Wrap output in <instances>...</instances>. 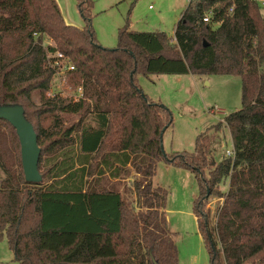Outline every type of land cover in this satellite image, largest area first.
Segmentation results:
<instances>
[{"label": "trees", "instance_id": "trees-1", "mask_svg": "<svg viewBox=\"0 0 264 264\" xmlns=\"http://www.w3.org/2000/svg\"><path fill=\"white\" fill-rule=\"evenodd\" d=\"M78 2L83 28L66 23L57 0H0V107L24 109L43 177L26 182L16 130L0 120V165L8 174L0 240L7 237L21 264H179L168 192L154 184L164 160L198 180L194 213L211 264H264V16L257 0H190L172 39L126 26L116 49L98 42L91 0ZM56 54L75 68L67 79L83 89L78 101L49 97ZM139 75L239 77L242 109L210 129L229 130L235 156L216 161L209 132L197 137L195 152L166 154L173 115L143 92ZM60 115L79 119L69 124ZM132 173L124 193L103 183ZM211 197L221 200L212 228Z\"/></svg>", "mask_w": 264, "mask_h": 264}, {"label": "rangeland", "instance_id": "rangeland-1", "mask_svg": "<svg viewBox=\"0 0 264 264\" xmlns=\"http://www.w3.org/2000/svg\"><path fill=\"white\" fill-rule=\"evenodd\" d=\"M190 0H91L92 27L103 48L118 47L119 31L128 26L135 32H165L171 39L176 26ZM66 23L78 28L85 26L79 11L78 0H57ZM264 16V0H257ZM151 7V8H150ZM214 28H218L215 25ZM45 38V44L51 45ZM143 92L155 102L162 103L173 115V126L163 137L166 154L193 153L196 139L209 132L216 161L228 158L227 151L233 149L229 130L222 127L219 132L210 129L224 124L230 114L242 109V81L233 76L196 77L183 76H138ZM62 93L71 98L77 89L69 84L67 75L55 77L51 84V94ZM33 101L39 104L38 93H33ZM69 124L78 121L79 116H61ZM49 124L45 123L47 126ZM6 137L8 129H2ZM213 139V138H212ZM7 142V138L4 139ZM7 142V146H8ZM8 178L0 165V187ZM134 173L123 181L102 178L108 187L125 192L133 185ZM154 184L168 192L166 215L168 231L179 250V264H211L208 249L202 237L194 202L199 196V184L192 172L168 165L164 160L158 164ZM228 191V182L221 186ZM131 200V199H130ZM219 199L211 197L207 210L211 211L210 227L216 225L215 214L220 206ZM0 264H21L15 260L7 237L0 240Z\"/></svg>", "mask_w": 264, "mask_h": 264}, {"label": "water", "instance_id": "water-1", "mask_svg": "<svg viewBox=\"0 0 264 264\" xmlns=\"http://www.w3.org/2000/svg\"><path fill=\"white\" fill-rule=\"evenodd\" d=\"M0 120L8 122L15 130L21 146V161L25 180L39 184L43 181L39 169L42 150L34 126L25 118L20 106L0 107Z\"/></svg>", "mask_w": 264, "mask_h": 264}, {"label": "built area", "instance_id": "built-area-1", "mask_svg": "<svg viewBox=\"0 0 264 264\" xmlns=\"http://www.w3.org/2000/svg\"><path fill=\"white\" fill-rule=\"evenodd\" d=\"M205 21H209L208 18H206ZM54 57H55L56 61L51 63L52 68L55 69V72H56L54 78L55 77H62L64 75H67L68 73L74 71L75 68H74L73 64L70 63L67 59H65V57H63V55L56 54ZM59 94L62 95V93H59ZM54 96L55 95H52L51 91H50L49 97H54ZM82 96H83V89L78 88L77 93L72 98L75 101H78L81 99ZM227 155L229 158H233L235 156L234 149L228 150Z\"/></svg>", "mask_w": 264, "mask_h": 264}, {"label": "crops", "instance_id": "crops-1", "mask_svg": "<svg viewBox=\"0 0 264 264\" xmlns=\"http://www.w3.org/2000/svg\"><path fill=\"white\" fill-rule=\"evenodd\" d=\"M62 12V11H61ZM63 14V13H62ZM66 21V20H65Z\"/></svg>", "mask_w": 264, "mask_h": 264}]
</instances>
